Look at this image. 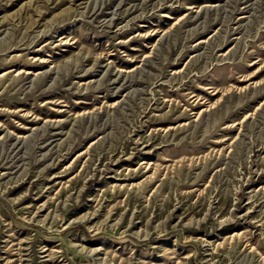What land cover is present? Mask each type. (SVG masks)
Listing matches in <instances>:
<instances>
[{
	"label": "rangeland",
	"instance_id": "obj_1",
	"mask_svg": "<svg viewBox=\"0 0 264 264\" xmlns=\"http://www.w3.org/2000/svg\"><path fill=\"white\" fill-rule=\"evenodd\" d=\"M0 264H264V0H0Z\"/></svg>",
	"mask_w": 264,
	"mask_h": 264
}]
</instances>
